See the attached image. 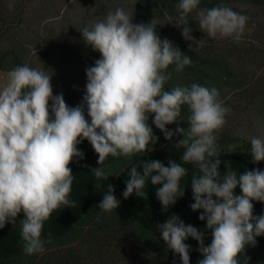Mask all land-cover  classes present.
<instances>
[{
    "label": "clouds",
    "instance_id": "9594fccd",
    "mask_svg": "<svg viewBox=\"0 0 264 264\" xmlns=\"http://www.w3.org/2000/svg\"><path fill=\"white\" fill-rule=\"evenodd\" d=\"M200 4L201 0H179L176 5V25L182 26L186 40L195 42L187 19L192 12L208 37L241 40L248 16L223 4L211 8ZM156 29L154 19L148 24L133 23V15L121 7L80 29L85 45L100 58L86 69L84 103L76 107L66 104L63 93L53 94L52 75L43 69L25 64L7 73L0 87V229L15 225L23 213L19 225L26 255L45 251L41 237L54 212L76 206L70 199L75 177L69 165L83 159L77 147L83 140L98 155L100 167L91 170L96 181L108 179L101 165L109 156L125 157L130 161V179L123 197L135 193L146 199L150 181L153 186L162 185L156 196L164 209L184 196L181 181L188 169L182 164L195 168L190 208L202 210L199 219L211 230V243L205 246L204 233L175 214L157 225L167 248L182 264H190V245L185 243L189 237L199 243L203 258L198 264H240L246 248L255 247L256 237L264 235V214L254 215L252 203H264V170H246L238 176L228 167L221 175L216 133L231 109L215 87L191 83L165 90L172 78L169 67L182 72L193 61L170 40L161 39ZM182 106L188 110L187 128L169 130L167 125L180 121ZM150 115L165 139L182 137L175 145L184 149L182 163L171 159L168 166L159 160L133 163L134 157L151 151L158 140ZM250 155L253 163L264 161V138H251ZM237 187L240 195L235 194ZM114 191L109 184L100 210L111 213L119 207Z\"/></svg>",
    "mask_w": 264,
    "mask_h": 264
},
{
    "label": "trees",
    "instance_id": "16d2710c",
    "mask_svg": "<svg viewBox=\"0 0 264 264\" xmlns=\"http://www.w3.org/2000/svg\"><path fill=\"white\" fill-rule=\"evenodd\" d=\"M58 1L0 0L1 72L25 64L43 69L52 75L53 94L63 93L66 104L76 107L84 103L86 69L100 58L98 52L85 45L79 30L103 19L118 7L133 15V23L148 24L154 19L161 39L170 40L193 61L182 72H175L174 66L169 67L172 78L165 90L191 83L215 87L224 105L231 109L225 125L216 133L221 151V175L228 167L238 176L246 170H264V161L253 163L250 155V140L259 136H252L250 130L239 131L245 127L240 125L245 120L253 122L252 128L257 126L264 130V0H201V8L223 4L250 18L247 26L253 28L255 35L242 37L239 42L208 37L199 29L195 12L187 18L195 42L186 40L182 26L176 25L179 0H90L92 13L79 20L51 16ZM251 8L258 14L249 12ZM85 115L87 117L86 105ZM187 116V107L182 106L181 122L167 125V128L172 131L178 126L187 128ZM153 119L150 115L149 124L158 140L151 151L134 157L133 163L159 160L168 166L170 159L182 163L180 157L184 149L175 148L182 137L174 135L171 140L165 139L164 133L152 124ZM233 123H238L239 128L229 127ZM77 147L84 157L74 159L69 165L75 177L70 199L76 206L53 213L41 237L45 240V251L32 255L23 251L19 223L24 216L19 214L15 225L8 223L0 229V264H182L179 256L167 248L157 227L174 214L186 225L204 233L205 246L211 243V230L207 229L206 221L199 219L202 210L193 212L190 208L194 202L191 176L195 168L192 165L182 164L188 169V176L181 181L184 196L164 209L156 196V189L162 185L153 186L150 181L145 188L146 199L135 193L127 199L123 197L125 182L130 179L127 158L109 156L101 165L108 179L96 181L91 170L100 167L98 155L87 140ZM138 171L142 174V169ZM109 184L114 186V195L120 201L119 207L111 213L99 208ZM235 194H241L239 187ZM252 203L254 215L264 214V203ZM256 240L255 247L246 248L240 264H264V235ZM185 243L190 245V264H198L203 258L198 250L199 243L191 237Z\"/></svg>",
    "mask_w": 264,
    "mask_h": 264
},
{
    "label": "rangeland",
    "instance_id": "374dc122",
    "mask_svg": "<svg viewBox=\"0 0 264 264\" xmlns=\"http://www.w3.org/2000/svg\"><path fill=\"white\" fill-rule=\"evenodd\" d=\"M90 0H60L57 2V9H54L51 11V16L53 15H60L61 17L69 16L72 20L76 19H82L84 17H88L92 13V7L90 4ZM252 12V14L257 15V11H254L253 8L249 9V12ZM59 12V13H58ZM59 17V18H61ZM64 21L63 19H60ZM56 22V21H53ZM65 26L66 24L63 23ZM253 28H249L246 25L245 32L242 35V37H252L254 36ZM220 38V37H219ZM228 38H220V40H227ZM7 73L8 72H1L0 71V87L4 85V83L7 80ZM253 122L249 120H245L244 122H241L240 125L245 126L244 128H239L238 123L229 124V127L236 128L238 126L239 131H242L243 133H246L248 130L251 131L252 136H259L264 138V130L258 129L257 126L252 128L253 125H251Z\"/></svg>",
    "mask_w": 264,
    "mask_h": 264
}]
</instances>
